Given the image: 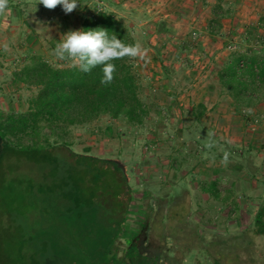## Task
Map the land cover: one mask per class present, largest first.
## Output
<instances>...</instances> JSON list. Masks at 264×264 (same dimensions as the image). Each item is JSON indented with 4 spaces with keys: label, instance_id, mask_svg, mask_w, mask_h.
Here are the masks:
<instances>
[{
    "label": "rangeland",
    "instance_id": "1",
    "mask_svg": "<svg viewBox=\"0 0 264 264\" xmlns=\"http://www.w3.org/2000/svg\"><path fill=\"white\" fill-rule=\"evenodd\" d=\"M115 1L127 10L139 11V15L130 18L127 10L121 11L116 6H108V9L125 17L134 26L138 41L148 50L147 59H136L134 65L142 76L143 96L152 112L140 126H128L120 121H113L108 116L86 126H69L65 139L75 152L118 160L126 169L131 201L122 235L115 245V249L119 250L118 255L125 248V234L139 229L148 215L154 217L155 213L168 204L178 201H189L190 212L187 219L191 225L200 229L205 243H211L216 236L229 238L244 234L252 225L264 199V162L254 178H250L246 169L238 167L239 163L235 160L219 159L217 154L222 145L218 137L244 146L252 145L260 152L258 157L263 156L262 138L253 140L251 137L264 135V113L252 114L249 109L242 107L228 112L220 110L222 107L217 110L210 108L202 120L195 122L190 114L193 108L176 106L175 100L191 90L190 85L194 89L201 88L208 81L211 83L212 76L213 79L214 76L217 78L218 69L231 52H264V27H258L259 21L257 22L261 15L264 16V8L258 13L254 11L250 25L243 22V26H237L240 23L237 18L242 19L237 13L241 11L243 3L240 0H227L225 6L230 5L232 10L220 19L221 27L218 32L210 34L208 24L213 18L215 0ZM36 2L37 0H9L6 13L0 15V111L8 114L27 112L29 100L37 93L36 87L16 81L14 72L26 64L31 53L43 55L55 66L68 64L58 61L52 54L53 50L64 33L81 26L78 14L81 11L87 12V9L92 10V2L89 0L80 3L68 14L61 6L49 10L38 4L36 10ZM101 6L107 7L103 3ZM145 15L155 20H165L175 30L172 34L154 33L149 37L152 45L159 48L160 58L154 48L145 43L144 35L154 32V26L150 24L149 18L145 19ZM251 31L255 32L253 40L245 42L247 33ZM161 58L179 72L174 73L170 81L162 76ZM219 113H226L233 118L230 115L232 113L236 117L235 123L230 120L214 125V120L217 119L218 122ZM231 122L235 126V133L241 134L243 140H234L230 136L231 128L227 125ZM238 129L241 133L236 132ZM228 133L229 136L225 138ZM213 138L214 150L211 151L209 141ZM51 141L56 143L53 139ZM28 144L30 140L24 138L22 145ZM219 163L231 164L237 171L233 173L227 166L218 174L214 169L215 164ZM3 166L6 168L8 162ZM29 166L30 169L24 167L20 171L28 175L36 168ZM217 175H223L237 183L233 199L238 205V211L233 206L220 204H217L219 208L213 205L209 211L198 209L197 195L201 181ZM203 197L201 200L207 199V196ZM2 203L0 199V264H14L15 257L20 255L21 244L28 252L29 256L26 257L28 256L29 264H32L33 258L39 260L40 264L106 263L95 262L96 255H92L94 251L91 244L85 245L84 239L75 241L72 232L75 235L79 232L63 226L59 235L61 242L54 245L52 250H49L48 243L38 245L43 249L37 255V244L31 242L28 236V218L24 217L22 221L20 218L10 217ZM221 206L223 207L220 208ZM77 237L79 238L78 235ZM232 239L233 237L227 239L228 243L222 245L229 247ZM168 243L170 245L172 241L168 240ZM194 256L195 258L186 257L184 264H212L210 257L203 252H196Z\"/></svg>",
    "mask_w": 264,
    "mask_h": 264
},
{
    "label": "trees",
    "instance_id": "2",
    "mask_svg": "<svg viewBox=\"0 0 264 264\" xmlns=\"http://www.w3.org/2000/svg\"><path fill=\"white\" fill-rule=\"evenodd\" d=\"M85 1L88 0H79V3ZM89 1L92 10L78 14L80 29L103 28L126 44L138 41L134 26L125 17L108 9V6H116L121 11L127 10L123 5L115 0ZM226 1L215 0L213 18L208 24L210 34L218 32L220 19L232 10L230 5L225 6ZM126 12L130 18L139 15L137 9ZM147 18L154 26V32L144 35L145 43L153 47L160 58L159 48L152 45L149 37L154 33L172 34L175 30L165 20L145 15ZM258 27H264V16ZM254 35L255 32H248L244 41H252ZM113 62L116 71L112 83L107 86L101 84L100 67L85 73L71 66L52 65L38 53H31L26 64L14 72L16 81L36 87L37 93L29 100L25 113L0 111V199L10 217L22 221L24 217L28 218V236L37 244V255L43 249L38 245L48 243L49 250H52L61 242L59 235L63 226L79 232V238L72 232L75 241L84 239L85 245L91 244L95 262L130 264L126 261L130 260L134 264L139 259L133 241H128L131 248L125 256L117 257L114 251L131 201L126 173L114 160L73 151L65 139L69 126H86L103 116L128 126H140L151 114L152 108L143 96L142 76L134 60L126 57ZM160 64L163 78L169 81L174 73H179L163 58ZM217 76L220 85L239 107L251 109L264 100V52H231L218 69ZM206 111V106L199 103L190 114L198 122ZM24 138H28L30 144L22 145ZM215 138L209 141L211 151ZM52 139L56 143H52ZM218 140L222 145L217 154L219 159L235 160L238 167L246 169L247 176L254 178L264 162V152L258 157L260 152L252 145L244 146L219 137ZM5 162H8L6 168L3 166ZM29 165L36 168L24 175L20 170L29 168ZM211 192L220 198L217 184L211 186ZM167 206L156 214L152 227L171 232L175 244L181 247L173 259L181 261L185 247L202 248L205 242L197 234L198 228L187 219L190 212L188 200ZM231 237L229 247L222 245ZM207 251L215 264H264V199L244 234L217 237L208 243ZM19 254L14 264H29L28 252L22 244ZM34 259L32 264H40Z\"/></svg>",
    "mask_w": 264,
    "mask_h": 264
},
{
    "label": "clouds",
    "instance_id": "3",
    "mask_svg": "<svg viewBox=\"0 0 264 264\" xmlns=\"http://www.w3.org/2000/svg\"><path fill=\"white\" fill-rule=\"evenodd\" d=\"M38 4L49 10L61 6L66 14L73 12L80 5L79 0H37L36 10ZM8 5L9 0H0V15L6 13ZM147 51L139 41L126 44L115 34L109 35L108 30L96 28L69 30L61 36L52 54L58 61L67 62L69 66L81 72L87 73L100 67L101 84L107 86L112 83L116 71L113 61L126 57L132 60H146Z\"/></svg>",
    "mask_w": 264,
    "mask_h": 264
},
{
    "label": "crops",
    "instance_id": "4",
    "mask_svg": "<svg viewBox=\"0 0 264 264\" xmlns=\"http://www.w3.org/2000/svg\"><path fill=\"white\" fill-rule=\"evenodd\" d=\"M241 3H243V5L241 6V11L238 12L237 14L242 16V19H238V21L240 22L239 24H237V26H243L241 25L243 22L247 23L250 25L249 22H252V15L254 14V11L261 12L262 8H264V0H240ZM263 17V15H261ZM241 18V17H240ZM259 21V19L257 20V22ZM236 24V23H235ZM234 24V25H235ZM258 24V23H255ZM225 26V25H224ZM80 30V27L77 26L76 30ZM59 66H63V65H59ZM66 66H69V64H66ZM215 79H213L212 76V80L211 83L208 81L206 84H204L201 88L194 89L192 88V85H190L191 90H187L185 93H183L182 95H180L177 100H175V105L176 106H184L185 108H193L195 106H197L199 103H202L206 106L207 111L210 110V108L217 110L218 107H222L220 108V110H224L225 112L231 111L232 109L234 110L235 108H240L235 101L231 98V96L228 94V92L220 85L219 83V79L218 76L217 78L214 76ZM210 105V107H209ZM249 111L252 114H263L264 113V102L261 101L257 106H255L254 108L249 109ZM234 112V111H233ZM231 116H233V118L231 119L229 115H227L226 113H219L218 114V122L216 120H214V125L216 123H221L222 121H224L225 123L227 121H232L235 123V119L236 117L230 113ZM179 117H181V114H179ZM229 123L227 125L228 128H231V137H234L236 139H242V135H237L235 133V126H232V123ZM241 129V128H240ZM240 129H238L236 132H240ZM262 130H264V127H262ZM229 136L228 134H225V138H227ZM241 137V138H240ZM253 140L261 139L264 142V135H260V136H253L251 137ZM252 143H256L255 141H251ZM260 142L258 141V144ZM264 147V146H263ZM217 162V161H216ZM202 164V163H200ZM215 168L214 172H217L218 174H221L223 172L224 169L227 168V166L233 173H235L237 171V169L232 166L231 164L227 165L226 163L223 164H215ZM191 171H189L190 173ZM193 172V171H192ZM232 176V175H231ZM223 180H228L227 182H224ZM213 184H217L218 188L220 189L221 193H220V198H216L215 196H213L212 192H211V186ZM237 183H235V181L233 180H229L227 178H225L223 175H217L213 178H208L206 177L204 181H201L200 185H199V194L198 196V204L199 210H204V211H209L210 208L213 207V205L217 208V204L223 205V206H228L231 207L233 206L235 208V211H238V205L236 203V201L233 199L234 195V186ZM202 196V197H201ZM203 196H207V199L205 200H201V198H204ZM232 202V203H231ZM223 206H221L220 208H222ZM219 208V207H218ZM219 215V214H218ZM124 225V224H123Z\"/></svg>",
    "mask_w": 264,
    "mask_h": 264
},
{
    "label": "flooded vegetation",
    "instance_id": "5",
    "mask_svg": "<svg viewBox=\"0 0 264 264\" xmlns=\"http://www.w3.org/2000/svg\"><path fill=\"white\" fill-rule=\"evenodd\" d=\"M154 217L150 215L145 218L140 225V228L131 231L127 234H125V248L123 251H121V255H118L119 250L115 249L114 251L117 254V257H123L126 255L127 251L131 248V246L128 244V241H133L136 243L137 246V253L139 259H137L134 264H184L186 262V257H194V254L196 252H203L205 255L209 256L212 264H215V261L213 260L212 256L207 251V243L204 244L202 248L199 247H191L187 248L185 247L182 251H184V255L182 256L181 261H176L173 258L178 255V251L181 247L179 245L175 244L174 238L170 231L167 229L160 231L159 229L153 228V222L156 219V214ZM188 218V217H187ZM164 222H166V219L164 218ZM197 234L201 236L204 240L203 233L198 228ZM122 235V232L119 234V236ZM221 237V236H216ZM214 238V239H215ZM168 240H171L172 243L169 245ZM205 242V240H204ZM222 247V246H220ZM143 258H147L144 260ZM193 258V259H194ZM127 263H130L132 261L126 260ZM194 262H197L194 260Z\"/></svg>",
    "mask_w": 264,
    "mask_h": 264
},
{
    "label": "water",
    "instance_id": "6",
    "mask_svg": "<svg viewBox=\"0 0 264 264\" xmlns=\"http://www.w3.org/2000/svg\"><path fill=\"white\" fill-rule=\"evenodd\" d=\"M1 149H2V143H1V136H0V153H1ZM118 165L119 167H121L123 169V171L126 173V169L125 167L118 161V160H114Z\"/></svg>",
    "mask_w": 264,
    "mask_h": 264
}]
</instances>
